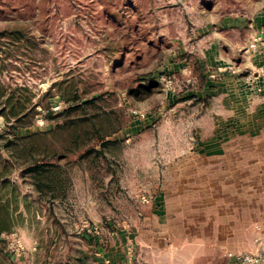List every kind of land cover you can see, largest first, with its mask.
<instances>
[{"label": "rangeland", "instance_id": "obj_1", "mask_svg": "<svg viewBox=\"0 0 264 264\" xmlns=\"http://www.w3.org/2000/svg\"><path fill=\"white\" fill-rule=\"evenodd\" d=\"M8 96L27 114L0 115V264H109L122 238L141 264V229L214 200L238 253L264 237V0H0ZM24 147L55 164L40 187Z\"/></svg>", "mask_w": 264, "mask_h": 264}, {"label": "crops", "instance_id": "obj_2", "mask_svg": "<svg viewBox=\"0 0 264 264\" xmlns=\"http://www.w3.org/2000/svg\"><path fill=\"white\" fill-rule=\"evenodd\" d=\"M225 145V143H211L202 151L206 157L218 156ZM203 197L205 200L215 199L219 198L220 194L210 191L207 194L203 193ZM216 203L214 200L208 203L209 205L194 204V209L189 210V213L203 208L208 210L207 213L211 210L213 218L209 222L202 223L196 219L193 221L188 219V222L183 220L181 223L157 222L149 223L146 229H141L143 232L137 235L143 251L141 264H234L227 253H238L240 250L237 241L238 207L230 205L227 207L228 210H223L222 205L218 207ZM185 214L187 212L183 210L182 217ZM165 233L170 235L167 237ZM121 243L124 248L123 253L118 254L117 260L112 257L109 264L132 263L126 255L127 239L122 238ZM243 247V249L248 248H245V245Z\"/></svg>", "mask_w": 264, "mask_h": 264}, {"label": "trees", "instance_id": "obj_3", "mask_svg": "<svg viewBox=\"0 0 264 264\" xmlns=\"http://www.w3.org/2000/svg\"><path fill=\"white\" fill-rule=\"evenodd\" d=\"M150 87H151V85L140 86L139 88H135L134 90H132V93L135 95L138 94V92L140 91V88H144V90L149 91ZM11 98L12 97L8 96L7 98H5V100L3 102L0 103V115H3V116L8 117V118H13V119H15V121H17L16 123L19 124V121H20L19 119L21 118V115H26L27 113H26L25 109H23V108H17V107L14 108L13 107V110H12V107H11V109H10L9 105H10V101L12 100ZM88 101L89 100L84 101V102H88ZM13 103H14V101H13ZM17 104H18V102H17ZM69 110H70V107L66 108V111H69ZM48 112H49V114H52L53 111L49 110ZM70 122L73 123V120H71ZM21 124H19V126H22ZM13 142H14V140H10V139H4L3 140L0 137V144L3 147L7 148V150L9 151V154L11 156H14V152H15L14 150L10 149ZM24 149H25V147L23 148L22 151H19L17 153L18 156L15 158V161L22 160L23 166H25V170L28 172L29 176L33 179V181L35 182V185L37 187H40L41 184H43V178L45 177L47 179L48 176L50 175V172H49L50 169L49 168L52 166L54 167L55 164L49 163V162H42L43 158H39L40 156H38V154H35L33 152L32 148H30V147H28L27 152H25ZM53 156H54V154H52L48 158L50 159ZM11 161H12V159H10L9 156L5 158L0 153V179L6 177L9 165L11 164ZM45 175H47V176H45ZM7 219H8V212L1 213V210H0V234L2 232H4L5 230H7V226H5ZM2 224H4V225H2Z\"/></svg>", "mask_w": 264, "mask_h": 264}, {"label": "built area", "instance_id": "obj_4", "mask_svg": "<svg viewBox=\"0 0 264 264\" xmlns=\"http://www.w3.org/2000/svg\"><path fill=\"white\" fill-rule=\"evenodd\" d=\"M186 70V68H184ZM256 247L240 253H227L234 264H264V237L255 238Z\"/></svg>", "mask_w": 264, "mask_h": 264}]
</instances>
